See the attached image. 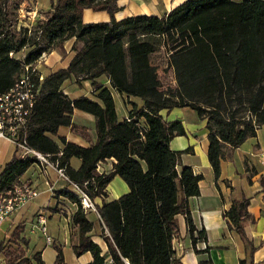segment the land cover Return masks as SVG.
I'll return each mask as SVG.
<instances>
[{"label": "trees", "instance_id": "trees-1", "mask_svg": "<svg viewBox=\"0 0 264 264\" xmlns=\"http://www.w3.org/2000/svg\"><path fill=\"white\" fill-rule=\"evenodd\" d=\"M23 1L0 0V94L12 87L23 64L34 63L43 53L64 52V43L74 41L69 65L45 75L27 129L28 146L58 160L71 183L82 187L88 182L85 193L91 200L106 198L115 177L128 187L118 199L96 206L105 253L92 241L94 224L77 197L67 192L78 203L71 218L77 227L74 254L90 253V264H182L173 249L177 216L185 217L193 247L206 242L188 206L190 198L200 195L203 178L181 165L189 148L170 149L174 138L186 136L182 123L166 122L160 112L189 108L206 120V156L218 180L224 149L236 150L264 127V0H187L162 18L140 15L120 21L114 18L118 0H52L46 19L31 30L19 25ZM84 10L106 12L110 21L84 24ZM26 48L23 59L10 57ZM162 48L175 82L167 91L152 63ZM102 78L107 86L99 82ZM72 79L89 81L94 96H65L62 85ZM113 92L142 100L139 110L132 104L130 122L118 120ZM75 110L95 120L96 141L88 148L56 138L59 128L75 129ZM73 159L79 161L77 169L70 165ZM111 160L110 171L98 175L96 166ZM33 164V159L12 157L0 174V193L19 184ZM261 185L264 188V180ZM248 204L245 198L235 201L223 218L235 226L251 255L252 245L240 223L248 217ZM23 232V224L15 226L9 242L28 246ZM8 264L44 263L36 252ZM54 264H66L59 249ZM239 264H253L251 256Z\"/></svg>", "mask_w": 264, "mask_h": 264}, {"label": "crops", "instance_id": "crops-1", "mask_svg": "<svg viewBox=\"0 0 264 264\" xmlns=\"http://www.w3.org/2000/svg\"><path fill=\"white\" fill-rule=\"evenodd\" d=\"M49 1V6L44 10L38 1L24 0L19 6V25L30 28L39 22H43L51 11L52 0ZM185 1L187 0H118L116 5L119 10L114 14V18L116 21L140 15L162 18ZM109 21L110 18L106 12L84 10L82 15L84 24L108 23ZM64 49L68 54L65 57L53 51L47 54L45 60L38 65V71L44 77L46 75L44 73L53 74L69 65L74 54L69 52L66 45ZM47 64L50 68L46 67ZM99 82L106 86L108 84L106 78ZM82 84L84 85L82 90L85 91V88H90L87 81H82ZM61 90L70 99L88 97L87 94H78L79 91L75 87H69V81L64 82ZM112 97L119 121L127 117L132 110V104L135 105L136 110L143 106V102L139 98H128L115 92L112 93ZM160 116L166 122L179 121L182 123L186 136L174 138L169 144L170 149L178 152L189 148V153L181 157V165L191 167L195 175H200V167L195 165L191 159L198 156L204 163L207 158L208 131L206 120L200 119L197 113L189 108L164 110L160 112ZM72 124L75 129L59 128L56 138H63L66 142L83 148H88L95 143V120L91 115L75 110L72 116ZM261 128L257 130L256 137L247 139L236 150L225 148L224 158L220 163L219 179L210 180L207 183L202 179L199 183L200 195L189 199L188 206L193 225L197 232L204 230L206 242L198 241L193 247L185 217H176L179 234L173 240V249L176 256L181 259L182 264H201L202 262H207V264H239L241 260H246L248 263L250 256L253 264H264V188L261 185V180H264V145L259 135ZM14 156L16 155L13 151ZM113 162L111 160L102 163V168L106 173L110 171ZM205 162L209 165L208 161ZM4 165L2 164V166ZM70 165L77 169L79 161L73 159ZM19 184H28L36 188L39 196L15 212L5 222L6 230L23 224L22 237L28 240V247L33 253H40L44 264L55 263L58 249L62 252L66 264H90L92 262L90 253L76 256L72 250L73 244L77 241V227L72 224L71 218L78 209V203L66 196L69 192L77 197L72 185L60 179L55 171L49 169L45 174L34 164L19 179ZM111 187L112 189H110ZM109 189L112 191L110 195H108ZM127 192L126 184L115 177L105 190L106 198H96L92 201L95 206H98L102 200L111 202ZM242 198L249 202L248 217L240 223L247 240L252 245L251 255L250 249L246 248L236 232L235 226L231 223L228 225L226 219L223 218V213L228 211L235 201H240ZM38 211L45 214L46 235L50 237L51 244H47L41 233L34 229ZM88 214H92L95 221H92ZM85 216L88 221L94 224L93 243L105 253L107 248L100 239L99 233H95L96 224L98 221L100 222L98 213L89 212ZM2 236L1 233L0 241L6 238V234L3 239Z\"/></svg>", "mask_w": 264, "mask_h": 264}, {"label": "built area", "instance_id": "built-area-1", "mask_svg": "<svg viewBox=\"0 0 264 264\" xmlns=\"http://www.w3.org/2000/svg\"><path fill=\"white\" fill-rule=\"evenodd\" d=\"M10 57H15V55L10 54ZM45 58L46 54L43 53L34 63L23 64L21 74L12 87L0 94V143L5 142L11 145L16 157L19 159H33L34 165L38 166L45 174L49 169L55 171L60 179L72 185L77 194L81 211L84 214L97 213L96 206L85 193L88 182L84 183L82 187L71 183L64 169L59 167L58 160L53 161L50 154L41 153L28 146L27 129L45 78L38 71V65ZM124 119L130 122L127 117ZM60 156L61 153H58L56 157L60 158ZM2 170L3 166L0 162V174ZM96 173L98 175L105 173L102 163L96 166ZM38 196V190L28 184H15L10 189L0 193V226L15 212ZM98 219L100 220L99 217ZM34 229L41 233L47 244L52 243L50 237L46 235V217L41 211L36 214Z\"/></svg>", "mask_w": 264, "mask_h": 264}, {"label": "rangeland", "instance_id": "rangeland-1", "mask_svg": "<svg viewBox=\"0 0 264 264\" xmlns=\"http://www.w3.org/2000/svg\"><path fill=\"white\" fill-rule=\"evenodd\" d=\"M41 4V8H47L50 4L49 0H36ZM46 10V9H44ZM34 27V26H33ZM33 27L28 28L29 30L33 29ZM27 28V27H24ZM73 40L67 41L64 43V46L66 45L67 49H69V52L71 53V47L73 45ZM29 51V48H26L24 50H22L20 53L15 55L16 59H23L25 57V55L27 54V52ZM54 52H57L60 56L65 57L66 55V51L64 49V52H60L59 50H54ZM73 53V52H72ZM47 55V54H46ZM52 60V57H51ZM152 63L153 65H155L157 67V72H158V77L161 83V87L163 91H167L168 89H174L175 87V82H174V78H173V73L172 70L170 68L167 67V56L165 54V49L162 48L158 53H155L152 56ZM49 64V62H48ZM47 64V68H50ZM47 74V73H44ZM101 81L103 80L100 79ZM89 84L90 82L87 81ZM69 87H75L79 92L78 94H87L88 97H93L95 92L93 91V88L90 84V88H85V91L82 90L84 89V85L82 84V80H69ZM84 91V92H83ZM117 103L118 100H117ZM118 110L120 111V105L118 104ZM238 110H241V108H238ZM241 116L244 115V112L241 110ZM260 138L263 140L262 144L264 145V127H262L260 129L259 132ZM13 147L11 145H9L8 143L2 142L0 143V162L1 164H5L7 162H9L12 157H13ZM191 161L200 167V175L203 178L204 182H210L211 181H215V177L214 174L210 168V166L207 164V158L204 161V163L201 161L200 157H194L193 159H191ZM120 179V178H118ZM120 181H122L120 179ZM124 183V182H123ZM115 186V184L113 185V187ZM112 189V187L110 188ZM109 189V194L110 195L112 193V191ZM89 218L92 221H95V217L91 214H88ZM101 222L98 221V223L96 224V231L95 233L98 234L101 232ZM100 228V229H99ZM12 228H9L6 230V224L4 223L3 225L0 226V234L2 233L3 236L6 234V238L2 239L0 241V248L2 250V252L0 253V264H8L10 261H12L14 258L16 257H20L21 259L23 258H32L33 256V251L30 250V248L28 246H20L19 248L14 245L11 244L9 242V239L7 238V236L9 235V233L11 232ZM34 263V261L32 262Z\"/></svg>", "mask_w": 264, "mask_h": 264}]
</instances>
